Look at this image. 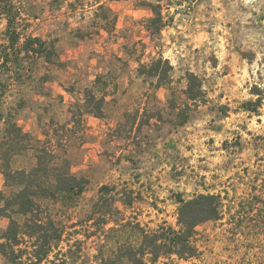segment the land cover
I'll list each match as a JSON object with an SVG mask.
<instances>
[{"label": "rangeland", "instance_id": "374dc122", "mask_svg": "<svg viewBox=\"0 0 264 264\" xmlns=\"http://www.w3.org/2000/svg\"><path fill=\"white\" fill-rule=\"evenodd\" d=\"M13 1L17 47L37 36L54 53L10 55L0 17V207L44 142L89 179L73 200L37 198L53 235L40 264H132L140 229H179L177 195L199 193L218 194L222 211L197 226V253L144 264H264V0H149L165 21L157 33L141 0ZM159 57L173 66L164 78L148 72ZM88 92L105 97L104 116L85 112ZM13 121L29 137L10 133ZM16 207L0 215V242L15 219L14 248L37 260L48 243L24 233L30 216Z\"/></svg>", "mask_w": 264, "mask_h": 264}, {"label": "trees", "instance_id": "16d2710c", "mask_svg": "<svg viewBox=\"0 0 264 264\" xmlns=\"http://www.w3.org/2000/svg\"><path fill=\"white\" fill-rule=\"evenodd\" d=\"M142 5L147 6L153 12L147 21L148 30L152 33L160 32L164 20L160 11L161 5L149 0H141ZM0 17L7 19L6 35L9 40L8 47L12 51L9 53L16 57L20 56L22 51L26 53H33L51 59L54 53L53 48H48L46 42L37 36L27 37L21 47H17L21 38V34L15 27L17 15L15 12L13 0H0ZM172 65L168 59L159 57L149 65V74L164 78V76L172 69ZM198 75L193 72L188 73L190 82V89L188 96L195 100L199 97L201 89L197 84ZM105 97H97L94 93L88 92L86 99L87 108L85 112L91 113L96 117L104 116L103 105ZM73 123L81 125V115L72 120ZM67 124L62 125L63 129L68 127ZM10 133L16 137L25 139L29 137V132H26L16 122L10 124ZM28 147V146H27ZM37 164L30 170H17L21 176L20 184L23 186L17 192H13L11 197L7 199L6 205L0 207V215L9 216L6 211L12 204L16 205L15 211L30 216L25 224L30 226L28 233L31 237H43L44 242L48 243L47 249L43 250L42 254L35 255L37 260H32L31 252H24V250H16L15 244L19 241V224L15 219H11L3 238L6 242H0L1 251L8 258L10 264H24V256L32 260V264H40L45 256L50 252L52 245L50 244L53 235L50 234L49 229H46L45 223L36 216V208L39 203L38 197H58L63 196L67 199H75L88 186L89 179L85 176H78L71 171L68 165V159L61 157L55 151L50 149L44 142L42 146L36 147ZM6 176H10L12 172L7 167L4 168ZM103 188H107L104 186ZM177 201L180 203L178 211V223L180 228L175 229L172 226H160L153 231H146L140 229L141 244L133 255H131L132 264H144L143 256L151 254L152 260H157L162 255L177 254L181 257L194 256L197 253V247L194 245L193 238L197 232V226L208 220H216L221 217L222 203L218 194L213 193H199L191 198H184L181 194L177 195ZM30 221H33L30 223ZM52 225L53 223L50 222ZM45 230V231H44ZM61 233L55 238H59ZM148 243V245H147ZM142 256V257H139Z\"/></svg>", "mask_w": 264, "mask_h": 264}]
</instances>
